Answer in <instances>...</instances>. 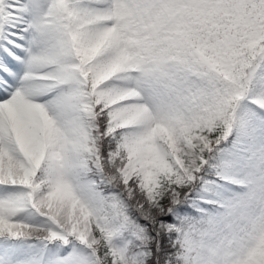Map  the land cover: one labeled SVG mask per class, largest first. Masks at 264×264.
I'll use <instances>...</instances> for the list:
<instances>
[{
	"label": "snow or ice",
	"instance_id": "snow-or-ice-1",
	"mask_svg": "<svg viewBox=\"0 0 264 264\" xmlns=\"http://www.w3.org/2000/svg\"><path fill=\"white\" fill-rule=\"evenodd\" d=\"M0 264H264V0H0Z\"/></svg>",
	"mask_w": 264,
	"mask_h": 264
}]
</instances>
